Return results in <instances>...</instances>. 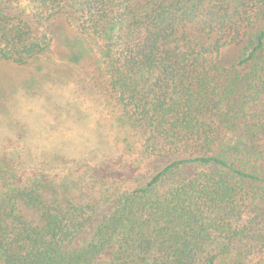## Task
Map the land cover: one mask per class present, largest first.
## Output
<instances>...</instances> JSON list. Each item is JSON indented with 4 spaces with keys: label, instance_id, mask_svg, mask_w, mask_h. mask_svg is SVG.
Here are the masks:
<instances>
[{
    "label": "trees",
    "instance_id": "obj_1",
    "mask_svg": "<svg viewBox=\"0 0 264 264\" xmlns=\"http://www.w3.org/2000/svg\"><path fill=\"white\" fill-rule=\"evenodd\" d=\"M33 3L26 16L0 0V63L48 55L43 23L64 17L101 43L118 115L159 165L99 214L108 190L1 154L0 264H264L250 257L264 248V29L235 64L221 60L264 0Z\"/></svg>",
    "mask_w": 264,
    "mask_h": 264
},
{
    "label": "rangeland",
    "instance_id": "obj_2",
    "mask_svg": "<svg viewBox=\"0 0 264 264\" xmlns=\"http://www.w3.org/2000/svg\"><path fill=\"white\" fill-rule=\"evenodd\" d=\"M33 5V0H20L15 11L31 16ZM43 26L54 38L48 55L26 66L0 63V155H17L29 175H45L38 167L47 164L53 170L50 177L71 187L88 186L89 195L108 190L100 214L114 207L116 198L110 192L143 186L159 163L148 161L141 132L128 129L118 115L101 43L81 36L62 16ZM263 29L264 6L245 41L223 50V64L242 58ZM250 257L264 263V248Z\"/></svg>",
    "mask_w": 264,
    "mask_h": 264
}]
</instances>
